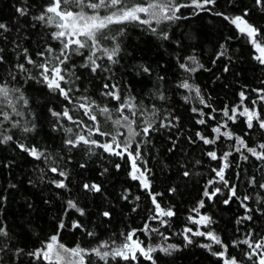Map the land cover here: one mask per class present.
<instances>
[{"label": "snow or ice", "instance_id": "obj_1", "mask_svg": "<svg viewBox=\"0 0 264 264\" xmlns=\"http://www.w3.org/2000/svg\"><path fill=\"white\" fill-rule=\"evenodd\" d=\"M217 4L218 0H16L13 4L16 14L13 24L10 26L0 22V146L6 150L11 145L14 152L24 154L21 159L39 163L33 166V172L37 174L35 178L32 173H24V179L0 189V264H7L3 254H8V260L12 264H17L22 255L46 264H96L97 260L108 264L109 260L114 261L117 258L131 264L138 262L140 257L150 264H157L161 259L157 253L173 256L182 250L177 244L167 243L170 237L165 232L170 227L169 220L177 213L173 206L164 205L159 199L163 194L154 190L151 179L153 173L148 167L145 149L151 144L152 134L162 129L168 132L172 141L167 151L171 153L177 148L180 137L176 135L172 139L175 135L173 129L176 132L182 130L174 105L168 106L170 92L182 90L185 103L195 100L203 108L210 109L205 113L203 108H191L193 113L201 117L196 121L199 125L207 126L208 120L215 121L216 116L213 113L217 110L208 104L205 93L193 80L196 72L209 70L205 69L199 58L201 53L197 51L195 41L199 39V33L190 36L181 32L177 35L172 30V25L202 14L220 17L248 39L257 53L254 59L264 66V26L252 23L249 19L253 11L264 14V0H251L250 4H244L243 0H227L229 6L240 8V14L237 15L217 11ZM129 24L144 26L161 42L156 46L157 49H163V52L157 51L158 59L149 62L142 60L130 65L121 64L125 59L121 55V38ZM38 28L51 29L45 34L51 41L56 42L57 47L51 43H43L42 40H37L35 46L29 47L27 42L36 34L34 30ZM219 48L212 61L213 65L226 54L225 45L221 44ZM127 55L135 59L131 53ZM165 55L174 58V66L183 74L173 81L167 78L170 62H162ZM74 58H81L79 69L87 70L93 77L106 74L102 77L98 90V96L102 100L90 94L88 87L82 86L83 73L79 71ZM105 60L107 63H102ZM118 65L125 75L134 73L136 77L143 79L125 81L123 76L117 77ZM229 70L226 64L223 71ZM149 79L151 86L147 91L137 92L136 85ZM29 81L46 88L50 97L63 101L60 110L55 107L47 108L48 114L53 118L50 122L51 132L62 133V147L59 150H50L49 146L42 145L35 139L40 134V125L37 123L39 117L26 95L25 86ZM252 91L257 94V98L251 100V108L245 105L249 97L245 91H240L238 105L231 108L226 105L220 110L222 119L211 127L214 135L210 137L201 131L195 133V137L204 145L215 146L222 137L233 141L228 146L230 150L223 151L220 155L215 148L206 152L212 161H219L220 166L212 169L215 177L208 180L203 197L212 201L222 194V188L213 187L215 184H222L228 189L223 204L227 206L235 200L244 210L243 215L235 220V231L240 236L226 242L211 227L216 221L208 214L200 213V209L205 206L203 199L192 209L196 216L188 217L189 223L197 225L196 229L185 227L180 233L184 240L183 247L196 244L215 257L218 264H264V233L255 227L264 218V195L256 191L257 187L264 190V182L257 179L256 175H251L248 187L255 196L246 192L241 197L237 185H230L226 179V170L232 166L229 157L234 152L239 154L240 161L247 162L251 156L264 162V142L250 145L245 139L248 132L243 136L236 135L229 127V122L235 123L238 117H245L248 130L255 131L258 128L264 134V116L261 115L264 109H256L258 102H264V88ZM261 138L264 140V135ZM188 140L195 143L191 136ZM76 149H82L87 156L99 155L101 159L105 153L120 160L126 158L130 165L128 175L131 180L138 181L142 190L147 193L151 200L152 208L149 211L152 214L142 228L121 233L123 239L119 244L109 238L91 248H84L79 244L68 247L60 239L63 230H81L88 237H95L96 233L88 231L80 220H73L70 225L66 223L65 218L72 211L80 217L87 214L78 199L67 198L64 200L63 212L58 218L55 233L42 241L41 247L25 251L24 247L17 246L18 238L24 235L27 226L31 224V213L40 210L35 201L29 199V196L35 195L29 192V188L40 189V192L49 188L58 190L46 198L41 197L44 205L54 204L53 197L60 198L59 190L70 193L71 179L67 164L71 163L70 154ZM96 149L102 150V153H97ZM64 154H68L67 160ZM112 163L117 171L121 169L120 163ZM196 163L199 164L200 161ZM40 164L44 167H40ZM87 166V160L79 164L81 169H86ZM17 167L19 163L15 156H0V169L8 170L9 175ZM180 167L184 169L182 176L190 177L191 172L186 165L181 164ZM236 167L239 169V162H236ZM49 173L52 175L49 176ZM108 173L109 169L104 167L99 175L103 177ZM240 178L241 173L237 171L236 179ZM81 187L85 196L103 195L105 191L103 182H85ZM9 189L15 190V194L22 193L23 203L20 207L23 211L17 219L27 216L24 223L14 220L10 225L7 222L6 213L10 211L8 205L10 195H13L9 193ZM168 191L175 193L177 189L171 187ZM121 199L129 201V194H124ZM140 199V196L135 197L136 201ZM253 200L255 206H249V202ZM137 207L138 204L132 211H136ZM115 212V205L110 203L107 208L98 211L97 215L111 222ZM148 221L155 222L157 226H152ZM17 228L19 232L16 231ZM201 228L207 230L202 231ZM137 232H142L149 239L155 234L164 243L146 244ZM195 237H203L210 243H199L194 240Z\"/></svg>", "mask_w": 264, "mask_h": 264}, {"label": "trees", "instance_id": "obj_2", "mask_svg": "<svg viewBox=\"0 0 264 264\" xmlns=\"http://www.w3.org/2000/svg\"><path fill=\"white\" fill-rule=\"evenodd\" d=\"M15 3L16 0H0V22H5L10 26L13 24V18L16 15L15 9L13 8V4ZM243 3L250 4L251 0H243ZM216 10L225 11L229 15L240 14V8L229 6L227 0H218ZM185 14H187V10H185ZM249 19L252 23L264 26V14L258 11H253ZM172 30L177 35L181 32L190 36L199 33V39L195 41L197 51L201 53L199 58L204 64L205 69L209 70L202 69L196 72L193 74V80L205 93V99L208 104L217 111L213 113L216 116L215 121L208 120L207 126L199 125L196 121L201 117L193 113L191 108H203V105L198 104L195 100L191 103H185L182 98V90L179 92H170L171 99L168 106L174 105L175 115L180 117V128L182 130L181 132H176L173 129L175 135L172 139H175L176 135L180 137L177 141V148L171 153L167 151L172 141L169 139L168 132L162 129L160 132L152 134L150 138L151 144L145 149V158L148 160V167L151 168L153 173L151 176L153 188L156 192L163 194L159 197L162 203L173 206V210L177 213L176 216L169 220L170 227L165 232V235L170 237L168 241L182 248L181 251L174 253L173 256H165L162 253H157L156 255L161 257L157 264H218L215 257L196 244L186 248L183 247L184 240L180 233L183 232L185 227H191L188 217L190 215L192 216V209L196 208L198 202L203 199L205 206L200 209V213H206L216 221L211 227L226 242H230L240 236V233L235 231L237 227L235 220L238 216L243 215L244 210L239 206V202L235 200L227 206L223 204V200L227 198L228 189L222 184H215L213 187L222 188V194L212 201L203 197V191L207 186L208 180L215 177L212 169L220 166V162L212 161L206 155V152L215 148L218 155H220L223 151L230 150L228 146L233 141H227L222 137L215 146L204 145L195 137V133L201 131L210 137L214 135L211 132V127L215 126L216 122L222 119L220 110L226 105L229 108L238 105L240 103V91H245L249 97L245 101V105L251 108V100L257 98V94L252 89L264 88V82H262L264 81V66H261L254 59L255 50L248 39L239 34L234 26L220 17L202 14L199 17L176 22L172 25ZM34 31L36 34L27 42L29 47L35 46L37 40H42L43 43H51L54 47H57L56 42L51 41L50 37L45 34V32H50L51 29L45 30L38 28ZM121 39L123 48L121 55L125 57L121 61L123 65L137 64L142 60L144 62L154 61L158 59L156 55L157 51L163 52V49H157L156 47L161 42L148 32L144 26L136 24L127 25L125 35ZM221 44L225 45L226 54L216 60L215 65H213L212 61L215 59V54L220 50L219 46ZM128 53H131L135 59L129 58ZM74 60L79 69V64L82 62V59L74 58ZM162 62H170L167 76L169 81L175 80L178 75H183L174 66L175 60L173 57L165 55V59ZM102 63L106 64L107 61H102ZM226 64L230 69L228 72L223 71ZM153 67H155V64H153ZM116 68V76H123V80L125 81L143 79L136 77L134 73L125 75L119 65ZM128 70L131 71V69ZM79 71L83 73L82 86L88 87L90 94L94 95L98 100H102L98 96V90L102 83V77L106 74L102 73L99 76L93 77L85 69H79ZM150 86V79L144 80L142 84L136 85V91L146 92ZM25 91L30 99L33 111L39 117L37 123L40 125V134L35 138L36 141L42 145L49 146L50 150H59L62 147V133L51 132L50 122L53 118L48 114L47 108L55 107L57 110H60L63 101L55 97H50L46 88L31 81L25 86ZM50 100L52 101L51 103ZM256 109L258 111L264 109V102H258ZM203 110L205 113L210 111L208 108H203ZM80 115L82 116V113ZM261 115L264 116V111H261ZM204 118L207 119V117ZM84 119L86 120V118ZM245 119V117H238L235 123L229 122L230 129L236 135L241 136L245 132H248V136L245 139L249 141L250 145L254 146L255 143L264 142L261 138L264 134L258 128L255 131L248 130ZM189 136L195 140V143L189 142ZM95 151L102 153L100 149H96ZM4 155L9 157L15 156L19 167L14 168L11 175L8 174V170L0 169V189L6 187L9 183L24 179V173H32L33 178H35L37 174L33 172V166L39 162L31 161L30 159H21L24 154L14 152L11 145L6 150L3 146H0V156ZM64 155L65 160H67L68 154ZM70 155L72 160L71 163L67 164L71 179L70 193L59 190L60 198L54 196V204L44 205L41 202V197L46 198L58 190L49 188V190L40 192V189L29 188L30 193H35V195L29 196V199L34 200L40 210L31 213V224L27 226V231L24 235L18 238L17 246L24 247L25 251H32L41 247V242L47 240L51 234L55 233L58 218L63 212L64 200L67 198L78 199L80 206L86 209L87 214L84 217H80L78 213L72 211L65 218L66 223L70 225L71 221L80 220L85 224L88 231H94L96 233L95 237H88L84 231L67 228L61 232L60 239L68 247H74L79 244L81 247L91 248L99 242L109 240V238L114 239L119 244L123 239L120 235L121 233L142 228L145 221L152 214L149 211L152 208L151 200L147 193L142 190L138 181L131 180L128 175L130 165L126 158L125 160H120L117 157H109L105 153L103 154V159H101L99 155H85L82 149L73 150ZM85 160L88 161L87 168H79V164L84 163ZM229 160L232 161V166L226 170V179L229 180L230 185L233 183L237 185L241 197L246 192L255 196L252 189L248 187V180L251 175H256L257 179L264 182V162L257 161L251 156H249L247 162L240 161L239 154L235 152L232 157H229ZM113 161L121 164L119 171L115 169L112 163ZM197 161H200V163L197 164ZM236 162H239V169L236 167ZM181 164H185L191 172L190 177L185 178L182 176L184 169L180 167ZM40 167H44V165L40 164ZM104 167L109 169V173L101 177L99 172ZM237 171L241 173L239 180L236 179ZM51 175L49 173V176ZM85 182H103L104 194H88L85 196L81 187ZM41 187H44V185H41ZM171 187H176L177 191L175 193H169L168 189ZM256 191L264 195V190H260L257 187ZM9 193L13 195H10V203L8 205L10 211L6 213L8 217L7 222L10 225L14 220L17 223H24L28 219L27 216L17 219L23 211L20 207L23 203L21 198L22 193L15 194V190L12 189H9ZM124 194H129V201L121 199ZM136 196H140L141 199L136 201ZM110 203L115 205L116 212L111 222H108L106 218L99 217L97 212L107 208ZM137 204L139 207L136 208V211H132L133 207ZM249 206L254 207L255 201H250ZM148 222L152 226H157L155 222ZM255 227L264 233V218L258 221ZM161 230L164 231V229ZM16 231L19 232L20 230L17 228ZM137 235L146 244L162 240L155 234H153L151 239L142 232H137ZM201 239L202 237L194 238L199 243ZM3 255L7 264H12L8 260V254ZM92 259L95 260L96 258L92 257ZM17 264H46V262L22 255ZM96 264H103V262L97 260ZM108 264H129V262L117 258L114 261L109 260ZM131 264H150V262L140 257L138 262H131Z\"/></svg>", "mask_w": 264, "mask_h": 264}, {"label": "rangeland", "instance_id": "obj_3", "mask_svg": "<svg viewBox=\"0 0 264 264\" xmlns=\"http://www.w3.org/2000/svg\"><path fill=\"white\" fill-rule=\"evenodd\" d=\"M257 53L255 52V55ZM202 214V213H201ZM192 216H196V213L193 212ZM197 227V225H194V224H191V228H193V230H195ZM202 231H206L207 229H204V228H201ZM196 239L199 238V237H195ZM201 238V237H200ZM159 243H164V241H156V242H149L148 244H152V245H155V244H159ZM167 243H173V242H170V241H167ZM200 243H210L209 241L205 240L203 237L202 239L200 240ZM175 244V243H174Z\"/></svg>", "mask_w": 264, "mask_h": 264}]
</instances>
